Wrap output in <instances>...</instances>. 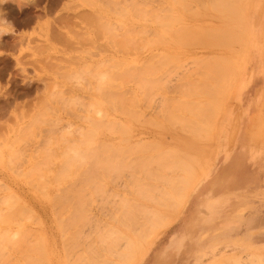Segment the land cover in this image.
I'll list each match as a JSON object with an SVG mask.
<instances>
[{"label":"rangeland","instance_id":"rangeland-1","mask_svg":"<svg viewBox=\"0 0 264 264\" xmlns=\"http://www.w3.org/2000/svg\"><path fill=\"white\" fill-rule=\"evenodd\" d=\"M196 1L0 0V264H264V0Z\"/></svg>","mask_w":264,"mask_h":264},{"label":"bare ground","instance_id":"bare-ground-1","mask_svg":"<svg viewBox=\"0 0 264 264\" xmlns=\"http://www.w3.org/2000/svg\"><path fill=\"white\" fill-rule=\"evenodd\" d=\"M198 1H200V0H198ZM198 1H196L197 4H198ZM210 1H211V0H210ZM210 1H209V2H210ZM214 1H215V0H213L212 2H214ZM237 1H238V0H236L235 2L233 1L234 4H235ZM240 1H241V0H240ZM203 3H204V2H203ZM219 3H220V1H219ZM237 3H238V2H237ZM242 3H243V2H242ZM210 4H212V3H210ZM213 4H214V3H213ZM213 4H212V5H213ZM212 5H211V6H212ZM243 5H244V4H243ZM198 7H199V6H198ZM214 7H215V6L213 5V8H214ZM227 7H228V6H227ZM239 7H240V6H239ZM201 8H202V7H201ZM203 8H204V6H203ZM229 8H230V7H229ZM229 8H228V9H229ZM243 8H244V6H243ZM243 8H241V9L243 10ZM217 9H218V8H217ZM217 9H216V11H217ZM245 9H246V8H245ZM188 10H189V9H188ZM195 10H196V9H195ZM211 10H212V9H211ZM218 10H219V9H218ZM221 10H223V9H221ZM236 10H237V9H236ZM238 11H240V10H238ZM214 12H215V10H214ZM217 12H220V13H221V11H217ZM235 12H236V11H235ZM245 12H246V11H245ZM187 13H188V12H187ZM239 13H240V12H239ZM241 13H242V12H241ZM190 14H191V13H190ZM200 14H201V13H200ZM233 14H234V13H233ZM193 15H194V14H193ZM201 15H202V14H201ZM211 16H213V15H211ZM242 16H243V15H242ZM242 16H241V17H242ZM214 17H215V16H214ZM175 19H176V18H175ZM175 19H174V20H175ZM221 19H224V18H221ZM176 20H177V19H176ZM233 20H234V19H233ZM233 20H231L230 22H232ZM219 21H220V19H219ZM227 21H228V19H227ZM239 21H240V20H239ZM160 22H161V21H160ZM165 22H166V21H165ZM167 22H168V21H167ZM176 22H178V21H176ZM224 22H225V21H224ZM161 23H163V21H162ZM243 23H244V22H243ZM169 24H170V23H169ZM169 24H168V25H169ZM160 26H162V25H160ZM172 26H173V24H172ZM224 26H225V25H224ZM230 26H231V25H230ZM232 26H233V25H232ZM240 26H241V25H240ZM179 27H180V26H179ZM228 27H229V26H228ZM235 27L237 28L238 26L235 25ZM241 27H242V26H241ZM229 28H230V27H229ZM233 28H234V27H233ZM179 29H180V28H179ZM202 29H203V28H202ZM202 29H201V30H202ZM150 30H151V29H150ZM203 30H204V29H203ZM213 30H217V29H213ZM223 30H224V29H223ZM234 30H235V29H234ZM242 30H244V28H243ZM152 31H153V30H152ZM158 31H159V30H158ZM163 31H164V29L162 30V32H163ZM183 31H184V30H183ZM219 31H220V29H219ZM219 31H218V32H219ZM224 31H225V30H224ZM227 31H228V30H227ZM229 31H230V30H229ZM231 31H232V30H231ZM165 32L168 33L169 31H165ZM234 32H235V31H234ZM236 32H238V31H236ZM243 32H244V31H243ZM178 33H179V30H178ZM178 33H176V34H178ZM181 33H182V32H181ZM181 33H179V34H181ZM219 33H220V32H219ZM219 33H218V34H219ZM221 33H223V32H221ZM225 33H227V32H225ZM240 33H241V32H240ZM148 34H149V33H148ZM174 34H175V33H174ZM204 34H205V33H204ZM227 34H228V33H227ZM160 35H161V34H160ZM205 35H206V37L208 36L207 34H205ZM236 35H237V34H236ZM240 35H241V34H240ZM242 35H243V34H242ZM244 35H245V34H244ZM157 36H158V35H157ZM177 36H178V37H176V39L178 38L177 40H178L179 43H181V45L183 44V46H184L185 43H188V42H184V43H183L184 38H183V40H179V39L182 38V37H181L180 35H177ZM179 36H180V37H179ZM182 36H184V35H182ZM225 36H227V35H225ZM225 36L223 35V37H225ZM234 36H235V34H234ZM164 37H165V36H164ZM164 37H163V38H164ZM166 37H167V36H166ZM203 37H204V36H203ZM206 37H205V39H206ZM208 37H209V36H208ZM235 37H236V36H235ZM238 37H239V36H238ZM159 38H160V36H159ZM159 38H158V39H159ZM220 38H221V37H220ZM220 38H219V39H220ZM230 38H231V36H230ZM164 39H165V38H164ZM169 39H170V38H169ZM174 39H175V38H174ZM190 39H191V38H190ZM222 39H223V38H222ZM233 39H234V38H233ZM239 39L242 40V39H241V36H240ZM160 40H161V38H160ZM162 40H163V39H162ZM165 40H166V39H165ZM177 40H176V41H177ZM151 41H152V40H151ZM151 41H150V44H151ZM169 41H170V40H169ZM169 41L167 40V42H169ZM184 41H185V40H184ZM190 41H191V40H190ZM190 41H189V42H190ZM202 41H203V40H202ZM220 41H221V39H220ZM222 41H223V40H222ZM237 41H238V40H237ZM160 42H161V41H160ZM160 42H157V43H158V44H161ZM174 42H175V41H174ZM174 42H173V43H174ZM214 42H215V41H214ZM217 42H218V41H217ZM179 43H178V45H179ZM207 43H210V42L208 41ZM211 43H212V42H211ZM218 43H219V42H218ZM222 43H224V42H222ZM222 43H221V44H222ZM237 43H238V42H237ZM239 43H240V42H239ZM147 44H148V43H147ZM158 44H157V45H158ZM168 44H169V43H168ZM174 44H175V43H174ZM221 44H220V45H221ZM244 44H245V43H244ZM164 45H165V44H164ZM166 45H167V44H166ZM172 45H173V44H172ZM187 45H188V44H187ZM187 45H185V46H187ZM204 45H205V43H204ZM216 45H217V44H216ZM213 46H214V45H213ZM218 46H219V45H218ZM204 47H205V46H204ZM216 47H217V46H216ZM223 47H224V45H223ZM228 47H229V46H228ZM187 48H188V47H187ZM225 48H226V47H225ZM158 49H159V48H158ZM150 54H151V53H150ZM161 54H162V53H161ZM162 55H163V54H162ZM162 55H161V58L164 57V56H162ZM239 55H240V54H239ZM148 56H149V55H148ZM151 56H152V55H151ZM155 56H156V55H155ZM174 56H175V57H178V56H176V55H174ZM174 56H171V58L174 57ZM157 57H158V56H157ZM159 57H160V56H159ZM183 57H184V56H183ZM216 57H218V56H216ZM223 57H224V56H223ZM154 58H155V57H154ZM202 58H204V57H202ZM205 59H206V58H205ZM218 59H219V57H218ZM148 60H149V58H148ZM190 60H192V59H190ZM207 60H208V59H207ZM150 61H151V59H150ZM177 61H179V60H177ZM225 61H226V60H225ZM147 62H148V61H147ZM183 62H184V61H183ZM202 62H203V61H201L200 63H202ZM204 62H205V61H204ZM209 62H210V61H209ZM209 62H205V63H206V64H210ZM218 62H219V61H218ZM221 62H222V61H221ZM236 62H237V61H236ZM176 64H177V63H176ZM223 64H224V63H223ZM152 65H153V64H152ZM165 65H166V64H165ZM165 65H163V66L160 65V66H161V67H164ZM194 65H195V64H194ZM201 65H203V63H202ZM173 67H175V66H171L170 69H171V68L173 69ZM176 67H178V66H176ZM195 67H196V66H195ZM231 67H232V66H231ZM160 69H161V68H160ZM167 69H168V67H167ZM193 69H194V68H193ZM196 69H197V70H196ZM204 69H206V68H204ZM212 69H213V68H212ZM221 69H222V68H221ZM168 70H169V69H168ZM190 70H191V68H190ZM194 70L198 71V68H195ZM194 70H192V71H194ZM199 70H200V69H199ZM156 71H157V70H156ZM166 71H167V70H166ZM171 71H172V70H171ZM201 71H202V70H201ZM213 71H214V70H213ZM234 71H235V70H234ZM158 72H159V71H158ZM169 72H170V70H169ZM169 72L167 71V73H169ZM172 72H173V71H172ZM199 72H200V71H199ZM209 72H212V71H209ZM154 73H155V72H154ZM182 73H183V72H182ZM185 73H186V72H185ZM191 73H192V72H191ZM221 73H222V72H220V75H221ZM223 73H224V72H223ZM165 74H166V72H165ZM203 74L205 75V72H204V71H203V73H202V76L207 78V75L204 76ZM206 74H208V73H206ZM209 74H210V73H209ZM209 74H208V77H209ZM211 74H212V73H211ZM211 74H210V76H211ZM152 75H153V73H152ZM163 75H164V74H163ZM163 75H162V76H163ZM166 75H167V74H166ZM166 75H165V76H166ZM170 75H171V74H170ZM174 75H175V74H173V76H171V77H174ZM199 75H200V74H199ZM216 75H217V74H216ZM216 75H215V76H216ZM220 75H219V76H220ZM177 76H178V75H177ZM188 76H190V75H189V72H188ZM195 76H196V75H195ZM219 76H218V77H219ZM223 76H224V75H223ZM163 77H164V76H163ZM166 77H168V76H166ZM169 77H170V76H169ZM178 77H179V76H178ZM181 77H182V76H181ZM181 77H180V78H181ZM228 77H229V76H228ZM230 77H231V76H230ZM176 78H177V77H176ZM184 78H186L185 75H183V78H181L182 81L184 80ZM210 78H212V77H210ZM149 79H150V76H149ZM158 79H159V77H158ZM158 79H156V81H158ZM190 79H193V78H189L188 80L190 81ZM208 79H209V78H208ZM213 79H215V78L213 77ZM217 79H218V78H217ZM230 79H231V78H230ZM153 80L155 81L154 78H153ZM165 80H167V79H165ZM203 80H204V79H203ZM215 80H216V79H215ZM226 80H227V79H226ZM159 81H160V80H159ZM172 81H173V80H172ZM174 81H175V80H174ZM177 81H179V78H177ZM177 81H176V82H177ZM182 81H181V82H182ZM194 81H195V80H194ZM194 81H193V82H194ZM197 81H198V80H197ZM201 81H202V80H201ZM204 81H206V80H204ZM208 81H209V80H208ZM216 81H218V80H216ZM216 81H215V82H216ZM230 81H231V80H230ZM147 82H148V81H147ZM187 82H188V81H186V82L183 81V84H184V83L186 84ZM190 82H191V81H190ZM190 82H188V84H189ZM202 82H203V81H202ZM215 82H213V84H214ZM218 82H219V81H218ZM218 82H217V83H218ZM227 82H228V81H227ZM149 83H150V82H149ZM217 83H216V84H217ZM219 83H221V81H220ZM228 83H229V85H228L227 87H228V88H229V87H232V84H231V86H230V83H231V82H228ZM146 84H147V83H146ZM153 84H154V83H153ZM176 84H177V83H175V85H176ZM183 84H180V85H183ZM185 84H184V88H187L188 86L190 87V85H188L187 87H185V86H186ZM190 84H191V83H190ZM203 84H204V83H203ZM180 85H179V86H180ZM206 85H207V86L209 85L208 88H210V89L213 88V86H214V85H210V84H208V83H206ZM217 85H220V84H217ZM115 86H116V85H115ZM148 86H150V85H148ZM179 86L177 85V88H178ZM211 86H212V87H211ZM181 87H182V86H181ZM214 87H215V86H214ZM216 87H217V86H216ZM117 88H118V87H117ZM147 88H149V87H147ZM177 88L175 87L174 89L177 90ZM182 88H183V87H182ZM182 88H180L179 90H181ZM184 88H183V89H184ZM204 88H205V84H204ZM228 88H227L226 90H228ZM192 89H193V88H191V90H190V89H189V90H190V92H192V94H193V93H195L194 91H195L196 89L194 88L193 91H192ZM217 89H218V88H217ZM198 90H199V89H198ZM208 90H209V89H208ZM213 90H215V88H213ZM184 91L187 92V89H186V90H183L182 93H181V91H179V92L181 93L182 96H183V93L186 94ZM211 91H212V89H211ZM218 91H219V89H218ZM218 91H212V92H213L214 94H215V92H216V94H218V93H217ZM222 91H223V90H222ZM174 92H175V91H174ZM196 92H197V91H196ZM209 92H210V90H209ZM225 92H226V91H225ZM188 93H189V91L187 92V94H188ZM228 93H229V92H228ZM169 94H170V93H169ZM187 94H186V95H187ZM206 94H207V93H205V95H206ZM214 94H213V95H214ZM216 94H215V95H216ZM222 94H223V93H222ZM225 94H226V93H225ZM225 94H224V95H225ZM178 95H179V94H178ZM188 95H189V94H188ZM208 95H212V94H208ZM215 95H214V97H215ZM189 97H190V96H189ZM192 97H193V96H192ZM221 98H222V97H221ZM223 99H224V98H223ZM219 100H220V99H219ZM224 100H225V99H224ZM189 101H190V100H189ZM193 101H194V100H193ZM217 101H218V100H217ZM217 101H216V102H217ZM175 102H177V101H175ZM197 102H198V101H197ZM213 102H215V100H214ZM216 102H215V103H216ZM221 102H222V101H221ZM191 103H194V108H193V110H192L193 113H194V110H195V107H196L195 105H196L197 103L192 102V101H191ZM200 103H201V102H200ZM172 104H174V103L172 102ZM216 104H217V103H216ZM222 104H223V103H222ZM222 104L220 103L221 106H222ZM178 105H179V106H178ZM202 105H203V104H201V106H198V107H196V108H199V107L201 108ZM172 106H174L173 109L176 108V110H177L178 107H181V105L178 104V102H177L176 104L172 105ZM176 106H177V107H176ZM191 106H192V104H191ZM204 106H206V105H203V107H204ZM207 106H208V105H207ZM207 106H206V107H207ZM212 106H213V104H212V105L210 104V105L208 106L207 109H212ZM182 107H184V105H183ZM206 107H204V108L206 109ZM214 107H215V106H213V108H214ZM216 107H217V106H216ZM218 107H219V106H218ZM222 107H223V106H222ZM169 108H170V107H169ZM204 108H201V111H202ZM173 109H172V111H173ZM180 109H181V108H180ZM183 109H186V106H185V108H183ZM183 109H182V110H183ZM187 109H188V108H187ZM219 109H220V108H219ZM219 109H217V110H219ZM169 110H170V109H168L167 111L169 112ZM174 110H175V109H174ZM182 110H181L180 112H182ZM188 110H189V109H188ZM185 111H186V110H185ZM195 111H197V110H195ZM199 111H200V109L197 111L198 113H197V112H196V113L199 114V113L201 112V111H200V112H199ZM204 111H205V110H204ZM212 111H215V109H213ZM168 112H167V113H168ZM177 112H178V111H177ZM180 112H179V113H180ZM172 113H173V112H172ZM172 113L170 112V116H172V115H171ZM202 113H204V112H202ZM202 113H201V115H202ZM205 113H206V112H205ZM213 113H214V112H213ZM217 113H218V111H217ZM168 114H169V113H168ZM168 114H166V116H168ZM174 114H175V111H174ZM174 114H173V116H176V117H177L176 119H178V117H181V118L183 119V120H181V121H183V123L185 122V121H184V119H185L184 117H185V116H181V115H177V114L174 115ZM215 114H216V113H215ZM163 115H165V114H163ZM163 115H162V117H163ZM184 115H185V114H184ZM170 116H169V117H170ZM193 116H194V115H193ZM195 116H199V115H196V114H195ZM209 116H210V115H209ZM214 116H215V115H214ZM169 117H167V118L169 119ZM164 118H165V116H164ZM168 119H167V121L170 122V125H171V128H172V125L175 124L174 121H172V120H173V117L170 118V120L172 119L171 121H169ZM174 120H175V119H174ZM185 120H186V119H185ZM167 121H166V122H167ZM176 121H177V120H176ZM181 121H180V122H181ZM97 122L99 123V121H97ZM97 122H96V123H97ZM110 122L112 123V121H110ZM152 122H153V121H152ZM168 122H167V123H168ZM193 122H194V120H193ZM195 122H196V121H195ZM195 122H194V123H195ZM98 123H97V124H98ZM113 123H115V122H113ZM113 123H112V124H113ZM172 123H173V124H172ZM177 123L180 125L179 122H177ZM188 123H190V121H189ZM191 123H192V122H191ZM196 123L199 124L198 122H196ZM116 124H117V122H116ZM116 124H115V125H116ZM184 124H185V123H184ZM186 124H187V123H186ZM209 124H210V123H209ZM98 125H101V124H98ZM102 125H103V124H102ZM102 125H101V126H102ZM108 125H109V124H108ZM128 125H129V124H128ZM150 125H151V124H150ZM157 125L159 126V124H156L155 126H157ZM160 125H161V124H160ZM189 125H190V124H189ZM202 125H203V124H202ZM211 125H212V123H211ZM104 126H105V125H104ZM151 126H152V125H151ZM116 127H117V126H115V129H116ZM159 127H160V126H159ZM159 127H158V128H159ZM163 127H164V126H163ZM181 127H182V126H181ZM187 127H188V126H187ZM197 127H198V126H197ZM197 127H196V130H197ZM200 127H201V126H200ZM206 127H207V126H206ZM206 127H204V128H206ZM210 127H211V126H210ZM112 128H113V127H112ZM119 128H120V126H118V131L114 130V128H113L112 130H114V131H116V132L119 133ZM189 128H190V127H189ZM189 128H188V129H189ZM211 128H212V127H211ZM125 129H126V128H125ZM191 129H192V128H191ZM106 130H107V129H106ZM189 130H190V129H189ZM209 130H210V128H209ZM109 131H111V130H109ZM120 131H121V129H120ZM199 131H200V130H199ZM199 131H197V132H199ZM166 132H167V131H166ZM195 132H196V131H195ZM200 132H201V131H200ZM210 132H213V131H212V130L209 131V134H210ZM113 133H114V132H113ZM113 133H112V134H113ZM120 133H122V132H120ZM120 133H119V134H120ZM127 133H128V132H127ZM110 134H111V133H110ZM112 134H111V135H112ZM122 134H123V133H122ZM122 134H121V135H122ZM188 134H189V133H188ZM197 134H198V133H197ZM209 134H208V135H209ZM211 134H212V133H211ZM211 134H210V135H211ZM91 135H92V134H91ZM96 135H97V134H96ZM93 136H94V135H93ZM124 136H125V135H124ZM143 137H145V136H143ZM208 137H209V136H208ZM206 140H207V139H206ZM208 140H209V138H208ZM188 141H189V140H188ZM191 141H192V140H191ZM191 141H190V142H191ZM158 142H159V141H158ZM148 143H149V142H148ZM151 144H152V143H151ZM159 144H160V143H159ZM191 144H192V143H191ZM161 145H162V144H161ZM161 145H160V147H161ZM163 145H164V144H163ZM153 146H154V145H153ZM190 146H191V145H190ZM140 147H141V146H140ZM140 147H138V149H141V150H139L140 152H141V151H142V152H145V150L147 151V149H148V148H147V149H146V148H145V149H144V148L142 149V147H141V148H140ZM158 147H159V146H158ZM184 147H185V146H184ZM193 147H194V146H193ZM150 148L152 149V147H150ZM177 148H178V147H177ZM153 149H154V148H153ZM166 149H167V148H166ZM174 149H176V148H174ZM168 150H169V149H168ZM177 150H178V149H177ZM188 150H189V149H188ZM194 150H195V149H194ZM148 151H149V150H148ZM148 151H147V152H148ZM181 151H183V150H181ZM197 152H198V150H197ZM159 153H160V152H159ZM159 153H158V154H159ZM182 153H183V152H182ZM182 153H181V154H182ZM168 154H169V153H168ZM172 154L174 155V154H175V151H174ZM176 154L178 155V154H180V153H176ZM177 155H176L175 157H173V156H172V157L176 159V158H177ZM182 155H183V154H182ZM182 155H180V156L182 157ZM186 155H187V154L183 155V157L186 156ZM150 156H152V155H149V157H150ZM187 156L190 157L191 161H193V163H194L195 159L192 158L191 155H189V154H188ZM187 156H186V158H187ZM178 157H179V156H178ZM183 157H182V158H183ZM142 158H143V156H142ZM142 158L140 159V161H146V160H144V159H142ZM152 158H153V156H152ZM159 158H160V157H159ZM145 159H146V158H145ZM166 159H167V158H166ZM187 159H188V158H187ZM148 160L151 161V158L148 159ZM162 160H164V159H161V158H160L159 161H161V163H162ZM149 161H147V162H149ZM152 161H154V159H153ZM155 161H156V160H155ZM155 161H154V162H155ZM183 161H184V160H183ZM188 161H190V160H188ZM157 162H158V161H157ZM157 162H156V163H157ZM166 162H167V161H166ZM171 162H172V161H171ZM198 162H199V161H198ZM198 162H197V163H198ZM203 162H204V161H203ZM203 162H202V163H203ZM139 163L142 164V162H138V163L136 164V166L139 165ZM152 163H153V162H152ZM152 163H151V164H152ZM156 163H155V165H156ZM172 163H174V162H172ZM172 163H170V164H172ZM185 163H186V162H185ZM197 163H196V164H197ZM151 164H150V166H152ZM163 164H164V166H166V164L164 163V161H163ZM163 164H162V165H161V164L159 165V163H158V166H156V167L159 168V167L161 166V168H162V167H163ZM170 164H167L166 167L170 166ZM177 164H178V163H177ZM187 164H188V163H187ZM198 164H199V163H198ZM142 165H143V164H142ZM147 165H148V164H147ZM153 165H154V164H153ZM178 165H179V164H178ZM178 165L176 166V167H177V170H176V168L173 167V164H172V167H173L172 169L174 170V168H175L174 171H178V170H180V169H179V168H180V165H179V166H178ZM181 165H182V164H181ZM183 165H184V163H183ZM189 165H190V164H189ZM203 165H204V164H203ZM136 166H135V167H136ZM145 166H146V165H144L143 168H145ZM174 166H175V164H174ZM192 166H193V165H191V167H192ZM135 167H134V169H135V171H137L136 168H138V166H137L136 168H135ZM140 167H141V165H140ZM140 167H139V170H140V169L142 170V167H141V168H140ZM146 167H147V166H146ZM166 167H164V168H166ZM188 167H189V166H188ZM188 167H187V168H188ZM191 167H189V168L186 170V171H187V174H188L189 172L195 171V170H190V171H188L189 169H191ZM197 167L199 168V166H197ZM161 168L159 169L160 172H161ZM182 168H183V167H182ZM182 168H181V171H182ZM134 169H132L131 171H133ZM146 169H147V168H145L144 171H146ZM149 169H150V167H149ZM154 169H155V168H154ZM162 169H163V168H162ZM169 169H170V168H169ZM172 169H171L170 171H171L172 173H175V172H173ZM184 169H185V165H184ZM184 169H183V170H184ZM192 169H194V168H192ZM155 170H156V169H155ZM131 171H130V172H131ZM150 171H151V170H150ZM150 171H149V172H150ZM163 171H164V169H163ZM170 171H168V177H169V178L171 177V176H169V172H170ZM181 171H180V172H181ZM155 172H157V171H155ZM164 172H165V171H164ZM131 173H132V172H131ZM131 173H130V176H131V178H132V174H133V173H132V174H131ZM135 173H136V172H135ZM142 173H143V175H144L143 170H142ZM158 173H159V172L156 173V174H157V176H156L157 178H159V176L162 174V173H161V174H160V173L158 174ZM172 173H170V174H172ZM184 173H185V172H184ZM137 174L140 175L139 172H138ZM137 174H136V175H137ZM164 174H165V173H164ZM182 174H183V173H182ZM187 174H186V175H187ZM189 174H190V173H189ZM193 174H194V173H193ZM149 175H150V174H149ZM149 175H148V176H149ZM141 176H142V174H141ZM161 176H165V175H161ZM161 176H160V177H161ZM190 176H191V174H190ZM194 176H196V175L194 174ZM194 176H193V177H194ZM154 177H155V176H154ZM166 177H167V176H166ZM166 177H164V180H165ZM168 177H167V178H168ZM177 177H178V176H177ZM135 178H137V177H135ZM152 178H153V177L151 176V179H150V178H149V179L152 181V180H153ZM157 178H155L156 181H159V179L157 180ZM169 178H168V180H169ZM173 178H174V177H173ZM186 178H187V176H185V179H186ZM189 178H190V177H189ZM149 179H148V180H149ZM160 179L162 180V182L164 181L163 178H160ZM178 179H179V178H178ZM178 179L176 180V178H174V180H176V181H175V182H176V185H177L178 187H181V184H182V183L179 184V185L177 184V183H178L177 181H179ZM187 179H188V178H187ZM174 180H173V181H174ZM193 180H194V179H193ZM170 181H171V180H170ZM173 181H172V183H173ZM182 181H183V180H182ZM182 181H180V182H182ZM184 181H186V180H184ZM184 181H183V182H184ZM190 181H192V180H190ZM190 181H189V182H190ZM162 182H160V183H162ZM165 182H167V179H166ZM168 182H169V181H168ZM168 182H167V183H168ZM122 183H123V182H122ZM124 183H125V182H124ZM134 183H135V182H134ZM134 183H133V184H134ZM137 183H138V182H137ZM137 183H135V184H137ZM167 183H166V185H167ZM125 184H126V183H125ZM135 184H134V185H135ZM141 184H142V183H141ZM148 184H149V183H148ZM150 184H151V183H150ZM164 184H165V183H163V185H164ZM173 184H174V183H173ZM184 184H189V183L187 182V183H184ZM143 185H145V184H143ZM143 185H142V187L140 186V189H143V187L146 188V186H143ZM171 185H172V184L170 183V186H171ZM125 186H126V185H125ZM132 186H133V185H132ZM148 186H150V185H148ZM170 186H169V187H170ZM183 186H186V185H183ZM183 186H182V187H183ZM134 187H136V185L133 186V188H134ZM151 187H152V186H151ZM157 187H158V186H157ZM172 187H176L175 184L172 185ZM120 188H121V187H120ZM123 188H124V187H122V190H123ZM155 188H156V187H155ZM158 188H159V189H158ZM158 188H157V190L160 191V186H159ZM118 189H119V188H118ZM125 189H126V188H125ZM129 189H130V188H129ZM147 189H149V188H147ZM147 189H145V190L147 191ZM170 189H171V190L173 189V191H174V188H171V187H170ZM177 189L179 190V188H177ZM177 189H176V192H177ZM180 189H181V188H180ZM116 190H117V189H116ZM145 190H142V191L145 192V193L142 192L143 194H146V191H145ZM149 190H150V189H149ZM181 190H183V188H182ZM181 190H180V191H181ZM133 191H134V190H133ZM137 191H138V190H137ZM159 191H158V193H159ZM173 191H171V192H173ZM151 192H152V191H150L149 193H151ZM156 192H157V191H156ZM156 192H155V194H156ZM160 192H162V191H160ZM158 193H157V194H158ZM163 193H164V192L161 193V194H162L161 196H162V198H165V199H167L168 197L170 198V196L172 195V194L170 195V193H168L169 195L167 194L166 196L163 197ZM113 194H114V193H113ZM116 194H117V193H116ZM147 194H148V193H147ZM151 194H152V193H151ZM155 194H154V195H155ZM157 194H156V195H157ZM165 194H166V191H165ZM174 194H175V193H174ZM148 195H150V194H148ZM154 195H153L152 197L149 196L148 198H151L150 200H152V201H153V199L156 201V199L153 198V197H155ZM159 195H160V194H159ZM175 195H177V194H175ZM119 196H120V195H118V197H119ZM145 196L147 197V195H145ZM145 196H144V197H145ZM182 196H183V195H182ZM157 197H159V196H157ZM177 197H178V195H177ZM119 198H120V197H119ZM122 198H123V197H122ZM122 198H121V200H122ZM148 198H147V199H148ZM169 198H168V199H169ZM158 199H160V201L163 200V199L161 200V197L158 198ZM165 199H164V200H165ZM178 199H179V198H178ZM123 200H124V199H123ZM130 200H131V199H130ZM148 200H149V199H148ZM150 200H149L148 202H150ZM118 201H119V200H118ZM118 201H117V203H118ZM124 201H125V200H124ZM157 201H159V200H157ZM160 201L157 202V203H154V204H160ZM166 201H167V200H166ZM166 201H165V202H166ZM169 201H172V198L169 199ZM169 201H168V202H169ZM126 202H127V201H125V205H126ZM131 202H132V200H131ZM173 202H174V201H173ZM175 202H176V201H175ZM179 202L182 203V201H180V200H179ZM132 203H133V202H132ZM162 203H163V202H161V204H162ZM170 203H171V202H170ZM134 204H135V202H134ZM136 204H137V203H136ZM161 204H160V205H161ZM163 204H164V203H163ZM163 204H162V206H163ZM166 204H167V203H166ZM172 204H173V203H172ZM172 204H171V205H168V204H167V205H168V206H172ZM176 204H178V202H177ZM179 204H180V203H179ZM18 206H19V204H18ZM126 206H127V205H126ZM126 206H125V208H126ZM134 206H135V205H134ZM164 206H165V205H164ZM164 206H163V207H164ZM174 206H175V205H174ZM177 206H178V205H177ZM15 207H16V206H15ZM15 207L11 210V212L14 211ZM128 207L130 208L131 206H127V208H128ZM158 207H161V206H158ZM165 207H166V209H167V206H165ZM17 208H18V207H16L15 210L19 211L20 209H17ZM120 208H122V207H119V209H120ZM123 208H124V207H123ZM142 208H143V206H142ZM150 208L152 209V207H150ZM173 208H174V207H173ZM113 209H116V208L113 207L112 210H113ZM131 209H133V208H131ZM144 209H145V208H144ZM170 209L172 210V208H170ZM21 210H22V209H21ZM24 210H25V209H24ZM122 210H123V209H122ZM138 210H139V209H138ZM142 210H143V209H141V211H142ZM152 210H153V209H152ZM176 210H178V209H175V210H173V211L176 212ZM115 211H116V210H115ZM115 211H114V212H115ZM118 211H119V210H118ZM118 211H116V213H117ZM135 211H137L136 208H135ZM143 211L145 212L146 209L143 210ZM153 211H154V212H157V213L159 212L158 210H153ZM14 212H16V211H14ZM110 212H111V211H110ZM125 212H126V211H125ZM127 212H128V214H130V213H129V210H128ZM127 212H126V213H127ZM133 212H134V211H132L131 213L134 214ZM146 212H147V211H146ZM3 213H4V212H3ZM7 213H8V212H7ZM116 213H115V214H116ZM135 213L138 214L139 212H138V213L135 212ZM147 213H148V212H147ZM161 213H162V212H161ZM0 214H1V213H0ZM4 214H5V213H4ZM4 214H3V215H4ZM128 214H125V216H126V215L129 216ZM132 214H131V215H132ZM139 214H140V213H139ZM139 214H138V215H139ZM143 214H144V213H143ZM145 214H146V213H145ZM148 214H149V213H148ZM170 214H171V213H170ZM170 214H168V215H170ZM172 214H174V213H172ZM172 214H171L170 216H172ZM3 215H2V216H3ZM6 215H7V214H6ZM116 215H117V214H116ZM141 215H142V213H141ZM157 215H158V216L160 215V218H161V219H162L163 217H164L165 219H166V218H169L168 216H166V217L163 216V215L161 216L160 213L157 214ZM165 215H166V214H165ZM7 216H9V215H7ZM7 216H6L5 218H7ZM132 216L135 217L134 215H132ZM136 216H137V215H136ZM149 216H153V215H151V213H150V215H148V218H149ZM154 216H155V215H154ZM23 217H25V216H23ZM139 217H140V216H139ZM139 217H138V218H139ZM142 217H143V215H142ZM142 217H141V218H142ZM155 217H157V216H155ZM155 217H153V218H155ZM174 217H175V216H174ZM2 218L4 219V217H2ZM10 218H11V217H10ZM10 218H8V219L10 220ZM16 218H17V217H16ZM111 218L114 220V216L111 215ZM115 218H116V217H115ZM120 218L122 219L123 217H120ZM125 218H126V217H125ZM125 218H124V219H125ZM127 218H128V217H127ZM136 218H137V217H136ZM138 218H137V219H138ZM148 218H143V219H145V221H146V219H148ZM160 218H159V220H161ZM14 219H15V218H14ZM132 219H133V218H132ZM151 219H152V218H151ZM157 219H158V217H157ZM165 219H162V222H164L163 220H165ZM169 219H170V221H171V218H169ZM17 220H18V219H17ZM22 220H23V219H22ZM115 220H117V218H116ZM127 220H128V219H127ZM139 220L141 221L140 218H139ZM166 220H167V219H166ZM166 220H165V221H166ZM2 221H3V220H2ZM19 221H20V220H19ZM121 221H122V220H121ZM121 221H120V222H121ZM128 221H129V220H128ZM128 221H127V222H128ZM133 221H134V220H133ZM133 221H131L132 224L129 225V226H132L133 223H135V221H134V222H133ZM140 221H139V222L137 221L138 224L140 223ZM148 221H149V220H148ZM170 221H168V222H170ZM15 222H16V221H15ZM22 222H23V221H22ZM115 222H116V221H115ZM127 222H126V223H127ZM149 222H150V221H149ZM162 222H161V223H162ZM9 223H10V221H9ZM12 223H13V222H12ZM124 223H125V222H124ZM124 223L121 222V225H122V226H123V225H124V226L126 225V227H129V226H127L128 224H126V223L124 224ZM128 223L130 224V222H128ZM143 223H144V222H143ZM155 223H157V222L155 221ZM165 223H166V222H165ZM0 224H1V223H0ZM5 224H6V223H5ZM5 224L2 223V225H5ZM20 224H21V223H20ZM138 224L135 223V225L133 226V228H134V227H135L134 229L139 228V227L136 228V225L139 226ZM140 224H141V223H140ZM147 224H148V223H147ZM152 224H153V223H152ZM157 224H158V223H157ZM157 224H155V225L157 226ZM2 225H1V226H2ZM12 225H13V224H12ZM14 225H15V223H14ZM155 225H154L153 227H152L151 225H149V228H150V226H151L153 229H155V227H156ZM159 225H160V223L158 224V226H159ZM8 226H9V224H8ZM16 226H17V225H16ZM124 226H123V227H124ZM160 226H161V225H160ZM160 226L158 227V229L160 228ZM165 226H166V225H165ZM109 227H110V226H109ZM16 228H17V227H16ZM130 228H131V227H130ZM146 228H147V226H146ZM146 228H145V229H146ZM149 228H147L146 231H148ZM162 228H163V226H162ZM126 229H129V228H126ZM134 229H133V230H134ZM140 229H141V228H140ZM145 229L143 228L144 231H145ZM150 229H151V228H150ZM156 229H157V228H156ZM156 229H155V230H156ZM158 229H157V230H158ZM9 230H10V229H9ZM14 230H15V229H14ZM27 230H29V229H27ZM155 230H153V232H154ZM157 230H156V231H157ZM5 231H6V230H5ZM131 231H132V230H131ZM0 232H1V230H0ZM3 232H4V230H3ZM141 232H142V231H141ZM148 232H149V231H148ZM151 232H152V231H150V233H151ZM153 232H152V233H153ZM16 233H17V232H16ZM105 233H106V232H105ZM109 233H110V232H109ZM138 233H139V232H138ZM138 233H137V234H138ZM142 233H143V232H142ZM142 233H141V235H142ZM143 234H144V233H143ZM14 235L16 236L17 234H14ZM14 235H13V236H14ZM19 235H20V234H19ZM34 235H35V234H34ZM108 235H109V234H108ZM110 235H111V234H110ZM113 235H114V234H112L111 236H113ZM139 235H140V233H139ZM141 235H140L139 237H143V236H141ZM151 235H152V234H151ZM151 235H150V236H151ZM115 236H116V235H115ZM152 236H153V235H152ZM1 237H2V235L0 236V238H1ZM4 237H6V236H4ZM23 237H24V236H23ZM30 237H31V236H30ZM113 237H114V236H113ZM25 238H26V237H25ZM3 239H4V238H3ZM6 239H7V238H6ZM10 239H11V237H10ZM10 239H9V240H10ZM14 239H16V238H13L12 240H14ZM30 239H31V238H30ZM140 239H141V238H140ZM149 239H150V238H149ZM0 240H1V239H0ZM20 240H21V238H20ZM118 240H119V239H118ZM127 240H128V239H127ZM5 241H6V240H5ZM5 241H4V243H6ZM7 241H8V240H7ZM10 241H11V240H10ZM24 241H25V240H24ZM103 241H104V240H103ZM103 241H102V242H103ZM116 241H117V240H116ZM129 241H130V240H129ZM144 241H145V240H144ZM106 242H107V241H106ZM145 242H146V241H145ZM4 243H3V245H4ZM30 243H31V242H30ZM37 243H38V242L36 241L35 244H34V242H33L32 244L37 245ZM1 244H2V243H1ZM102 244H103V243H102ZM133 244H134V243H133ZM5 245H6V244H5ZM11 245H12V244H11ZM25 245H26V244H25ZM30 245H31V244H30ZM34 245H33V247H34ZM145 245H146V244H145ZM22 246H23V245H22ZM41 246H42V245H41ZM107 246H108V245H107ZM107 246H105V247H107ZM135 246H137V245H135ZM18 247H19V245H18ZM31 247H32V246H31ZM33 247H32V248H33ZM92 247H93V246H92ZM105 247H104V248H105ZM110 247H111V246H109V249L111 250ZM1 248H2V247H0V250H1ZM13 248H14V246H13ZM32 248H30V249H32ZM34 248H35V247H34ZM2 249H3V248H2ZM28 249H29V248H28ZM35 249H36V248H35ZM91 249H92V248H91ZM93 249H94V248H93ZM115 249H117V247H116ZM3 250H4V249H3ZM38 250H39V251H38ZM105 250H107V249H105ZM110 250H109V251H110ZM113 251L116 252L115 250H113ZM121 251H124V250H121ZM141 251H142V250H141ZM141 251H140V252H141ZM6 252H7V251H6ZM37 252H38V254H37V253H36V254H37L38 256H39V253H42V252L40 251V247L37 249ZM43 252H44V250H43ZM89 252H92V251L89 250ZM94 252H96V251H94ZM94 252L91 253L92 256H95V255L93 254ZM105 252H106V251H105ZM134 252H135V251H134ZM44 253H45V252H44ZM46 253H47V252H46ZM85 253H86V252H85ZM109 253H110V252H109ZM117 253H118V252H117ZM117 253H116V254H117ZM34 254H35V253H34ZM98 254H100V253L98 252ZM112 254H113V253H112ZM41 255H42L43 258L46 256V254H45V256H44L43 253H42V254H40V258H41ZM107 255H108V254H107ZM27 256H28V255H27ZM92 256H91V257H92ZM96 256H97V255H96ZM98 256H99V255H98ZM129 256H130V255H129ZM9 257L12 259L11 256H9ZM28 257H29V256H28ZM28 257H26V258H28ZM34 257H35V256H34ZM255 257H256V256H255ZM22 258H23V257H22ZM32 258H33V257H32ZM36 258H37V256H36ZM38 258H39V257H38ZM40 258H39V259H36V261L39 260V261H37V262H40V260H41ZM43 258H42V261H43ZM92 258H93V257H92ZM97 258H98V257H97ZM97 258H96V260H99V259H97ZM100 258H103V256H101ZM114 258H115V257H114ZM23 259H24V258H23ZM30 259H31V258H30ZM34 259H35V258H34ZM87 259H88V258H87ZM133 259H134V258H133ZM85 260H86V259H85ZM90 260L92 261V259H90ZM94 260H95V259H93V262H94ZM125 260H126V259H125ZM125 260H124V261H125ZM129 260H130V259H129ZM250 260H251V259H250ZM42 261H41V262H42ZM82 261H83V260H82ZM82 261H81V262H82ZM100 261H103V260L101 259ZM122 261H123V260H122ZM130 261H134V260H130ZM248 261H249V259H248ZM44 262H45V264L48 263V262L46 261V258H45V260L43 261V263H44ZM83 262H84V261H83ZM87 262L89 263V260H88ZM103 262H104V261H103ZM253 262H254V261H253ZM255 262H256V261H255ZM91 263H92V262H91ZM98 263H101V262L98 261ZM98 263H97V264H98ZM107 263H108V262H107ZM109 263H110V262H109ZM116 263H117V262H116ZM128 263H129V262H128ZM238 263H239V262H238ZM238 263H235V264H238ZM38 264H40V263H38ZM85 264H86V263H85ZM101 264H102V263H101ZM250 264H251V263H250ZM252 264H254V263H252Z\"/></svg>","mask_w":264,"mask_h":264}]
</instances>
